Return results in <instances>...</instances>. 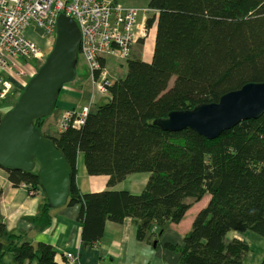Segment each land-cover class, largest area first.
Here are the masks:
<instances>
[{"label": "trees", "instance_id": "16d2710c", "mask_svg": "<svg viewBox=\"0 0 264 264\" xmlns=\"http://www.w3.org/2000/svg\"><path fill=\"white\" fill-rule=\"evenodd\" d=\"M143 1L153 11L145 28L156 30L151 61L131 53L124 61L125 77L116 78L110 98L91 110L80 128L70 126L57 137L42 134L69 163L65 206L80 208L81 243L95 248L107 221L119 225L132 218L138 241L155 239L185 217L190 205L184 200L209 196L182 245L166 248L177 253L178 264H246L249 248L225 236L251 231L264 238V115L210 141L188 128L166 132L153 121L217 103L247 83H264V0ZM99 62L105 67L103 59ZM75 67V79L62 88L83 80ZM44 120H34L40 131ZM78 154L88 175L106 176L109 188L131 174L148 173V182L140 194L106 190L82 195L75 183ZM3 169L12 187L24 185L34 194L40 189L37 169ZM53 210L44 199L30 231L48 229ZM7 253L13 264H58L50 244L33 245L27 233H9L0 217V264Z\"/></svg>", "mask_w": 264, "mask_h": 264}, {"label": "crops", "instance_id": "0c3cea01", "mask_svg": "<svg viewBox=\"0 0 264 264\" xmlns=\"http://www.w3.org/2000/svg\"><path fill=\"white\" fill-rule=\"evenodd\" d=\"M122 6L129 7H147L146 1L143 0H118ZM155 29H152L150 37L144 45H135L131 52L134 59L139 58L145 63L151 61L154 47ZM32 41L40 46L43 39L29 30ZM152 48V49H150ZM104 65L112 77L119 79L116 70L125 67V62H120L115 57H108L104 60ZM89 78V77H88ZM124 78V77H123ZM91 78L80 80L72 86H66L61 90V99L57 101L55 111L51 116L46 117L41 126V133L47 134L49 137H57L58 120L60 113L63 111L78 109L89 103L91 98ZM102 99H96L98 104L93 106L91 110H95L102 105ZM76 164L75 183L80 193L88 194L111 191H127L132 194H140L141 190L147 184L149 178L148 173L131 174L126 177L117 186L107 187V177L94 176L90 177L85 171L83 155L78 154ZM207 200V196L203 199ZM42 191H38L35 196L31 195L27 187H12L8 180L6 171L0 167V217L6 225L9 233L28 234L31 244L36 245L37 242H43L51 245L55 253V259L58 264H64L67 254L77 256L78 260L74 264H178L177 253L166 248L167 244L179 246L183 243V237L190 232L191 224L196 214L202 209L196 208L190 219L188 213L196 207L199 202H194L189 198L184 203L190 205L189 210L185 213V217L178 224H169L167 231L155 239L138 241L136 239L137 222L131 219H125L123 223L117 225L107 221L105 225V233L95 248L84 246L81 243V224L77 220L80 208L78 206H63L52 211V224L48 229L37 234L31 232V219L36 217L40 206L44 202ZM209 200V199H208ZM208 202V201H207ZM226 240H240L249 251L245 254L243 260L246 264H262L264 261V238L251 231L226 233ZM154 243L155 246H154ZM5 264H13L11 254L7 253L3 257Z\"/></svg>", "mask_w": 264, "mask_h": 264}, {"label": "water", "instance_id": "95a60500", "mask_svg": "<svg viewBox=\"0 0 264 264\" xmlns=\"http://www.w3.org/2000/svg\"><path fill=\"white\" fill-rule=\"evenodd\" d=\"M56 20L57 33L51 52L22 89L14 106L0 119V166L18 172L37 169L38 186L51 209L66 205L72 173L62 151L43 137L34 120L51 116L60 90L75 79L81 44L74 20L65 14ZM262 115L264 83L255 82L223 94L217 103L173 111L153 122L166 132L188 128L210 141L244 120H256Z\"/></svg>", "mask_w": 264, "mask_h": 264}, {"label": "built area", "instance_id": "2783aa9c", "mask_svg": "<svg viewBox=\"0 0 264 264\" xmlns=\"http://www.w3.org/2000/svg\"><path fill=\"white\" fill-rule=\"evenodd\" d=\"M149 13L153 11L148 7L121 6L118 0H0V102L15 89L25 87L35 74V70L28 72L31 59L40 61L43 57L29 30L53 47L56 19L63 14L74 20L80 31L78 55L91 78V93L110 98L116 78L99 61L113 56L124 62L139 40L147 41L152 30L145 28ZM93 95L87 105L62 112L59 132L70 126L80 128L94 105ZM77 260V256L67 254L64 264Z\"/></svg>", "mask_w": 264, "mask_h": 264}, {"label": "rangeland", "instance_id": "374dc122", "mask_svg": "<svg viewBox=\"0 0 264 264\" xmlns=\"http://www.w3.org/2000/svg\"><path fill=\"white\" fill-rule=\"evenodd\" d=\"M152 13H149L148 15H147V17L149 16L150 17V15H151ZM32 33H34V34H36L37 35V33H36V31H34V32H32ZM150 33H152V32H150ZM150 35H152V34H150ZM38 36V35H37ZM150 37V36H149ZM149 37H147V40H148V38ZM149 41V40H148ZM40 47V49H41V54H42V59L40 60V61H37V60H34V59H31V63H30V68H29V70H28V72L30 73V72H32V71H34L35 70V72L37 71V69H38V67H40L41 66V64L44 62V60L46 59V57H47V55L51 52V50H52V46H51V44H47V43H45V41L43 40L42 41V43H41V45L39 46ZM150 49H152V48H150ZM77 66H78V68H77V77H80V78H83L84 80H86V79H88L89 80V78H88V72H87V67L85 66V64H84V62H83V60L81 59V57H79V60H78V63H77ZM124 71H125V67L124 68H121V67H119L117 70H116V75H119V78H123V77H125V75H124ZM77 83V82H76ZM70 86H72V85H74V83H70L69 84ZM22 89L23 88H19V89H15L13 92H12V94L10 95V97L9 98H7L8 100L6 101V103H4V104H2V107L0 108V114L3 116L9 109H10V107H12L13 106V104L17 101V99H18V97H19V95H20V93H21V91H22ZM93 94L91 93V96H92ZM61 96H62V94L60 95V97H59V99H61ZM102 98H106L104 95H100V94H98L97 92L96 93H94V95H93V100L92 101H94V104H95V106L98 104V101H96V99H102ZM102 102L103 103H105V100H102ZM94 106V105H93ZM82 107V106H81ZM80 108V107H79ZM78 108V109H79ZM64 112V111H63ZM61 115H62V112L60 113V116H59V120H58V124H59V122H60V118H61ZM58 126V125H57ZM58 129H59V126H58ZM208 199H209V196H207V200L204 198L199 204H197V205H195L196 207H193V209L188 213V215H189V217L187 218V219H190V217H191V214H193L194 212H197V211H195L196 210V208H204L206 205H207V201H208Z\"/></svg>", "mask_w": 264, "mask_h": 264}, {"label": "clouds", "instance_id": "9594fccd", "mask_svg": "<svg viewBox=\"0 0 264 264\" xmlns=\"http://www.w3.org/2000/svg\"><path fill=\"white\" fill-rule=\"evenodd\" d=\"M154 29H155V28H154ZM55 38H56V36H55ZM145 42H146V41H145ZM53 43H54V42H53ZM79 57H80V56H79ZM37 70H38V69H37ZM65 88H66V87H65ZM62 89H64V88H62ZM62 89H61V90H62ZM61 90H60V91H61ZM106 99H108V98H105V100H106ZM94 105H95V104H94ZM39 187H40V186H39ZM40 191H42L41 188H40Z\"/></svg>", "mask_w": 264, "mask_h": 264}, {"label": "bare ground", "instance_id": "6f19581e", "mask_svg": "<svg viewBox=\"0 0 264 264\" xmlns=\"http://www.w3.org/2000/svg\"><path fill=\"white\" fill-rule=\"evenodd\" d=\"M149 36H150V35H149ZM149 36H148V37H149Z\"/></svg>", "mask_w": 264, "mask_h": 264}]
</instances>
